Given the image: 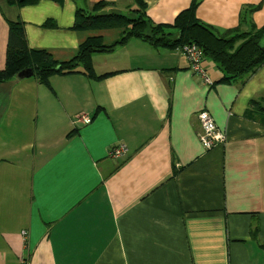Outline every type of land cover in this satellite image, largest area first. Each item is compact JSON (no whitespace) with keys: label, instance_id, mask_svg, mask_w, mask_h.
I'll return each mask as SVG.
<instances>
[{"label":"crops","instance_id":"obj_1","mask_svg":"<svg viewBox=\"0 0 264 264\" xmlns=\"http://www.w3.org/2000/svg\"><path fill=\"white\" fill-rule=\"evenodd\" d=\"M98 1L0 0V69L9 18L24 22L29 46L69 60L86 37L73 29L76 9ZM105 1L103 11L134 4ZM144 1L165 23L191 2ZM197 16L248 31L264 25V0H200ZM92 62L116 73L0 83V264H264V113L251 105H264V62L224 82L205 58L207 83L180 49L140 40ZM201 110L227 136L208 150ZM119 144L126 154L110 156Z\"/></svg>","mask_w":264,"mask_h":264},{"label":"trees","instance_id":"obj_2","mask_svg":"<svg viewBox=\"0 0 264 264\" xmlns=\"http://www.w3.org/2000/svg\"><path fill=\"white\" fill-rule=\"evenodd\" d=\"M54 1L59 4L63 2ZM133 1L134 4L127 11H103L114 4L105 0L93 3L88 9L78 7L73 29L84 32L86 37L79 44L76 55L69 60H57L49 50L29 46L24 22L9 18L7 53L5 66L0 69V83L15 78L24 79L18 77L24 70H31L32 74L28 77L36 78L41 84H48L54 75L72 73H82L100 80L116 72L98 75L93 68L92 54L112 51L117 45H125L132 40H140L155 49H179L187 44H195L201 53V67L205 58H212L229 75L220 79L224 82L254 72L264 62V50L261 49L264 25L258 27L252 23L248 31L242 30L240 24L227 30L218 29L198 18L200 0H191L190 5L169 23L155 22L147 14L144 0ZM38 2L39 0H7L9 6L19 8ZM43 26L51 27L56 24L53 20H47ZM99 31H117V35L114 41H105ZM189 64L190 69L197 72L190 62ZM251 102L252 106L264 113V105Z\"/></svg>","mask_w":264,"mask_h":264},{"label":"built area","instance_id":"obj_3","mask_svg":"<svg viewBox=\"0 0 264 264\" xmlns=\"http://www.w3.org/2000/svg\"><path fill=\"white\" fill-rule=\"evenodd\" d=\"M181 52H183L188 58L189 62L192 64L191 67L193 70L199 72L200 74H204L203 68L199 64V60L201 57V53L199 48L195 44H187L183 47L179 48ZM198 118L200 120L201 125V135L200 139L202 145L205 150L211 149L218 143L225 142L226 140V132L221 130L216 122L212 114L207 110H201L198 113ZM84 122H90L91 119L87 115L82 117ZM127 149L123 144L119 146H115L112 149V155L115 157H122L126 154ZM26 232H23L25 234Z\"/></svg>","mask_w":264,"mask_h":264},{"label":"rangeland","instance_id":"obj_4","mask_svg":"<svg viewBox=\"0 0 264 264\" xmlns=\"http://www.w3.org/2000/svg\"><path fill=\"white\" fill-rule=\"evenodd\" d=\"M127 11V10H126ZM99 32H109L110 34H111V36L114 38V35H117L116 33H117V31H99ZM203 71H204V74H201V76H203V78H204V80H205V82H207V83H209L210 81H211V79L209 78V76L207 75V73H206V70L205 69H203ZM26 73V72H25ZM23 77H25L26 78V76H23ZM12 88V87H11ZM10 88V89H11ZM9 89V90H10ZM91 119V118H90ZM199 119V118H198ZM199 122H200V120H199ZM200 135H201V130H200V132H199V140H200V142H201V139H200ZM227 137V136H226ZM201 144H202V142H201ZM119 145H121V144H119ZM119 145H117V146H119ZM124 146H125V148L127 149V146L125 145V144H123ZM203 146V145H202ZM204 148V147H203ZM112 150L109 152V155L110 156H112V157H115L114 155H112ZM127 152V151H126ZM115 158H119V157H115ZM255 225H257V224H255Z\"/></svg>","mask_w":264,"mask_h":264},{"label":"water","instance_id":"obj_5","mask_svg":"<svg viewBox=\"0 0 264 264\" xmlns=\"http://www.w3.org/2000/svg\"><path fill=\"white\" fill-rule=\"evenodd\" d=\"M261 49L264 50V36H263L262 41H261ZM31 74H32L31 70H24L18 75V77H23V76L28 77Z\"/></svg>","mask_w":264,"mask_h":264}]
</instances>
